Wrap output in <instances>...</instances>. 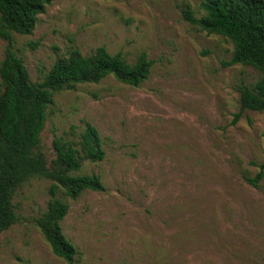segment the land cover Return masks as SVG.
<instances>
[{
  "label": "rangeland",
  "instance_id": "obj_1",
  "mask_svg": "<svg viewBox=\"0 0 264 264\" xmlns=\"http://www.w3.org/2000/svg\"><path fill=\"white\" fill-rule=\"evenodd\" d=\"M203 0H54L30 35L11 34V50L31 83L55 61L104 47L129 64L144 53L152 66L133 88L107 76L54 95L39 150L49 164L54 138L98 132L104 191H85L60 223L75 248L73 264H264V114L239 112L238 86L252 67H222L233 46L183 18L203 16ZM7 42L0 38V62ZM234 121V115L238 114ZM49 180L33 177L12 198L16 221L0 233V264H67L36 227L50 200Z\"/></svg>",
  "mask_w": 264,
  "mask_h": 264
},
{
  "label": "trees",
  "instance_id": "obj_2",
  "mask_svg": "<svg viewBox=\"0 0 264 264\" xmlns=\"http://www.w3.org/2000/svg\"><path fill=\"white\" fill-rule=\"evenodd\" d=\"M53 1L0 0V38L7 42L0 62V233L16 221L12 205L15 190L33 177L49 180L51 198L35 224L51 253L73 264L75 248L60 226L68 205L56 196L61 191L74 200L85 191L103 192L99 176L76 173L84 161H103L105 153L97 130L86 124L77 140L53 139L55 157L48 164L39 150L46 110L55 94L75 90L79 84H98L107 76L136 88L148 78L152 61L140 53L129 64L104 47L88 56L73 51L67 59L55 61L39 83H31L22 60L11 50V34L30 35L38 16ZM200 7L203 16L196 18L186 8L183 18L205 34L231 42V59L222 62V67L248 66L261 74L253 85L238 86L239 112L264 114V0H203ZM238 115H234L233 123ZM257 168L253 178H246L253 187L264 177V164Z\"/></svg>",
  "mask_w": 264,
  "mask_h": 264
}]
</instances>
